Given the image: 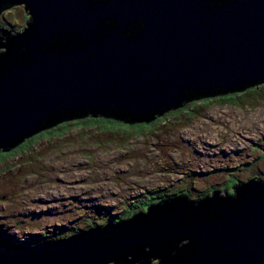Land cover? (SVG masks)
Masks as SVG:
<instances>
[{
	"label": "water",
	"instance_id": "1",
	"mask_svg": "<svg viewBox=\"0 0 264 264\" xmlns=\"http://www.w3.org/2000/svg\"><path fill=\"white\" fill-rule=\"evenodd\" d=\"M17 1L29 7L37 30L28 39V62L17 56L0 62V149L22 143L62 111L122 112L143 120L176 110L193 95L264 84V0H138L136 7L120 0L121 19L137 8L147 15L143 30L131 37L119 29L71 54L40 48L51 28L48 1ZM68 14L75 27L83 23L81 15ZM261 185L254 178L242 184L221 207L223 218L187 229L202 244L198 259L264 264ZM176 199L62 239L3 242L0 264H117L119 256L144 254L145 247L162 255L159 247L181 239L185 213Z\"/></svg>",
	"mask_w": 264,
	"mask_h": 264
},
{
	"label": "rangeland",
	"instance_id": "2",
	"mask_svg": "<svg viewBox=\"0 0 264 264\" xmlns=\"http://www.w3.org/2000/svg\"><path fill=\"white\" fill-rule=\"evenodd\" d=\"M25 16L23 5L14 6L1 12L0 26L20 30ZM30 143L0 159V244L62 239L146 214L161 198L230 194L253 178L264 183V85L151 126L84 119Z\"/></svg>",
	"mask_w": 264,
	"mask_h": 264
},
{
	"label": "flooded vegetation",
	"instance_id": "3",
	"mask_svg": "<svg viewBox=\"0 0 264 264\" xmlns=\"http://www.w3.org/2000/svg\"><path fill=\"white\" fill-rule=\"evenodd\" d=\"M3 10L13 5H23L25 20L20 30L4 29L0 26V62L6 58H14L28 62L30 60L28 39L35 35L37 27L34 25L29 7L15 0H4ZM50 5L51 28L47 37L40 41V48L45 50H56L61 54H71L76 50H85L91 42H98L107 36L108 33H116L123 29L128 36H137L146 26L147 15L144 12H133L127 18L121 19L119 6L120 0H46ZM134 1L135 7L138 0ZM140 1V0H139ZM149 2V0H147ZM74 17L75 14L82 16L83 23L75 27L66 18V15ZM129 13V12H128ZM11 26V25H10ZM39 26V25H38ZM108 37V36H107ZM264 85V84H262ZM260 85V86H262ZM246 183V182H245ZM244 184H237L231 188L232 193L225 190L223 195L219 192L204 194L201 198L189 199L187 194L180 197L172 196L161 198L156 204L149 206H159L163 202L171 199L175 203H181V212L185 216L181 217V239L167 241L159 249H163V254H150L149 248L145 247L140 255H121L116 260L117 264H151L157 260V264H207L208 261L198 259V252L202 246L197 240L198 234L185 233L188 228L201 230L206 225H212L223 218V210L228 205V201L236 198L239 187ZM263 187L264 184L262 183ZM261 185V186H262ZM264 191V190H263ZM264 197V192L261 194ZM259 197V198H261ZM221 200L223 201L220 204ZM221 210V212H219Z\"/></svg>",
	"mask_w": 264,
	"mask_h": 264
},
{
	"label": "trees",
	"instance_id": "4",
	"mask_svg": "<svg viewBox=\"0 0 264 264\" xmlns=\"http://www.w3.org/2000/svg\"><path fill=\"white\" fill-rule=\"evenodd\" d=\"M258 86H260V85H253V86H250V87H248L242 91H239V92L226 93L224 91H217V92H215V94H211L209 96H207V95H205V96L193 95V96L189 97V99L183 101L182 102L183 104L180 108H178L176 110H169L166 112L159 111V112L151 115L148 119L143 118V120L127 116L126 114H124L122 112H100V113H94V114L93 113L92 114H89V113L88 114L87 113L74 114L72 112L62 111L57 116L50 117L49 120L45 121L42 124V126L39 128V130L36 134H34L30 138L24 140L22 143L14 146V147L12 146L13 144H10L8 146L1 148L0 149V159L2 157H6L8 155L16 153L19 149L24 148L26 146V144H28V142L30 143V141H32V143L29 144V147L32 146L33 143L37 142L38 137L42 133L47 132L53 128L59 127L63 124L68 125V124L75 123V122L76 123L81 122L84 119H93L95 123L106 124L108 122L109 123L111 122L112 124L118 123V124L126 125L128 127H144L146 125L151 126L156 121L160 122L163 119H165L166 117H168L169 115H172L173 113H179V112H182L183 110L189 111V109L193 110L197 107L198 104H200L204 100L210 102V101H213L216 99L228 100L229 98H232V97L234 99L240 93L246 92L249 89H253V88H256ZM231 101H233V100H229V103ZM190 106H191V108H189ZM94 116H96V117H94ZM145 204L146 203L142 202L141 207L144 206ZM145 208H147V204H146ZM117 220H120V218L115 219V221H117ZM87 229H89V228H87Z\"/></svg>",
	"mask_w": 264,
	"mask_h": 264
},
{
	"label": "bare ground",
	"instance_id": "5",
	"mask_svg": "<svg viewBox=\"0 0 264 264\" xmlns=\"http://www.w3.org/2000/svg\"><path fill=\"white\" fill-rule=\"evenodd\" d=\"M98 163H102L101 165L104 166V165H106V160H103L102 158H99V159H98ZM80 165H81V163H77V164H75V167L79 168ZM77 168H76V169H77ZM75 171H78V170H75ZM72 175H73V177H81V176H82V174H81L80 172H76V174H75V173H72ZM99 175H102V174L99 173L98 176H99ZM105 183H106V182H105ZM109 185H112V184H109ZM112 186H113V185H112ZM100 189H102V190H108L106 184L102 185Z\"/></svg>",
	"mask_w": 264,
	"mask_h": 264
}]
</instances>
